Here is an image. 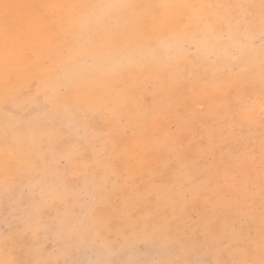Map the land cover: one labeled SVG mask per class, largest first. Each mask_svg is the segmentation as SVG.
Masks as SVG:
<instances>
[{"label": "rangeland", "instance_id": "rangeland-1", "mask_svg": "<svg viewBox=\"0 0 264 264\" xmlns=\"http://www.w3.org/2000/svg\"><path fill=\"white\" fill-rule=\"evenodd\" d=\"M165 1H129L107 67L51 56L34 1L0 0V264H264V0Z\"/></svg>", "mask_w": 264, "mask_h": 264}, {"label": "bare ground", "instance_id": "bare-ground-1", "mask_svg": "<svg viewBox=\"0 0 264 264\" xmlns=\"http://www.w3.org/2000/svg\"><path fill=\"white\" fill-rule=\"evenodd\" d=\"M9 1V0H8ZM23 1V0H22ZM34 1L35 6V12H37L41 17V23L39 26H35V30L38 33L40 37L42 35L46 34H52L53 38L51 36L49 39L50 43H53L54 48H51V56L61 57V59L68 60L69 62H75L79 61L81 59V54L85 53V55L89 54L90 61L93 60V63L98 64L96 62H100L105 66H111L114 64V60L116 56L122 57L123 60H129L130 59V49H128V44L125 42L124 38H122L120 35L115 34L113 37H110V33H112L110 26L112 23H114V20H117L120 14H123L124 16L130 17L132 14V17H134L133 13L131 12V8L129 5L131 3L129 1H133L134 3L142 4L145 0H61V3L53 2L51 0H32ZM152 2H155L157 6H165L166 1L165 0H151ZM188 1V0H187ZM184 0H176L171 4L170 9L176 8L182 9L181 12H184L186 14H190L192 10L188 8L189 3ZM4 2V1H3ZM7 2V1H6ZM19 2V1H18ZM17 2V3H18ZM102 3L100 5V8L98 10L93 9L94 5L96 3ZM8 3V2H7ZM6 3V4H7ZM21 3V2H20ZM109 3V4H108ZM16 4V3H15ZM29 4V3H28ZM106 4L109 6L107 7ZM2 5V2H1ZM27 7V6H26ZM33 7V6H32ZM29 8V6H28ZM33 9V8H32ZM94 10H96L94 12ZM175 10V11H176ZM90 11V13H89ZM174 11V13H175ZM2 12V11H1ZM0 14L4 13L2 12ZM8 17V20L13 18V12L11 9H8L7 11H4ZM34 12V13H35ZM173 12V10H172ZM25 13V12H24ZM77 15L78 19L82 20L85 23L86 26L80 27V30H76V33L74 35L73 42L76 41L75 44H71L69 37H68V31L66 30V20H68V17L71 15ZM2 15V16H3ZM72 15V16H73ZM137 15V14H136ZM20 16V15H19ZM23 16V15H22ZM32 17V16H31ZM35 18V17H34ZM74 18V17H73ZM136 18V16H135ZM142 18V17H141ZM77 19V20H78ZM120 19V18H119ZM140 19V18H139ZM35 20V19H34ZM113 20V21H112ZM129 20V19H128ZM136 20V19H135ZM19 21V19H18ZM37 21V20H36ZM33 19H29L28 16H25L22 18L18 23L14 24L13 28L6 27V30L10 31L8 36L6 37L5 41L7 43H17V46L25 47L26 38H22L21 32L22 30L25 31L27 29L30 30L33 26ZM11 22V21H10ZM120 22V21H119ZM125 22V21H124ZM68 25V24H67ZM135 25H138V23ZM12 26V24H11ZM87 27V28H86ZM32 28V29H34ZM1 29H5V27L1 26ZM113 29V28H112ZM121 30V29H120ZM127 30V29H126ZM167 30V29H166ZM33 31V30H32ZM139 31V30H138ZM14 32V33H13ZM71 32V31H70ZM73 32V31H72ZM5 33V32H4ZM139 33V32H138ZM2 34V33H1ZM123 34V32H122ZM121 34V35H122ZM135 34V33H134ZM140 34V33H139ZM133 35V34H132ZM136 35V34H135ZM3 36V35H2ZM38 36V38H39ZM4 37V36H3ZM30 37V36H29ZM35 37V36H34ZM182 37V35H181ZM32 38V37H31ZM79 38H82L79 39ZM127 38V36H126ZM48 39V38H46ZM3 40V39H2ZM90 40V42H89ZM41 41V40H40ZM44 41V40H43ZM31 42V41H30ZM47 42V41H46ZM63 42V44H61ZM72 42V43H73ZM3 43V42H2ZM15 43V44H16ZM32 44V43H30ZM44 44V43H42ZM11 45V44H10ZM27 45V44H26ZM39 45V44H38ZM66 46V51L62 52L58 49L59 46ZM12 46V45H11ZM89 46H92L94 49H89ZM4 47V46H3ZM9 47V46H5ZM32 47V45H31ZM41 47V46H39ZM44 47V46H42ZM26 48V47H25ZM47 48V47H46ZM61 48V47H60ZM18 49V48H17ZM29 49V48H28ZM44 49V48H43ZM107 50V51H106ZM17 51V50H16ZM36 51V50H35ZM13 52V51H12ZM24 52V50H23ZM39 52V51H38ZM42 52V51H41ZM40 52V54H41ZM45 52V51H43ZM49 52V51H47ZM89 52V53H88ZM2 53V52H1ZM22 53V52H21ZM28 53V52H27ZM37 53V52H36ZM13 54V53H12ZM20 54V53H19ZM22 56V55H21ZM26 56V54H25ZM13 57V55L11 56ZM23 57V56H22ZM39 57V56H38ZM49 57V56H48ZM83 57V56H82ZM5 58V57H4ZM40 58V57H39ZM57 58V57H56ZM25 59V58H24ZM33 59V58H32ZM58 59V58H57ZM88 59V58H87ZM5 60V59H4ZM14 61V60H13ZM58 61V60H57ZM77 61V62H78ZM81 61V60H80ZM16 63V62H14ZM35 63V62H34ZM47 63V62H46ZM67 63V61L65 62ZM6 64V63H5ZM9 64V63H8ZM40 64V62H39ZM56 64V63H55ZM58 61V65H59ZM10 65V64H9ZM8 65V66H9ZM16 66V64H14ZM26 65V64H25ZM41 65V64H40ZM39 65V66H40ZM48 65V64H47ZM81 67H78V71L74 73V77L76 78V81H82V79H86L88 83L92 85L93 82L97 80L95 71V68H89L84 69L85 61L79 63ZM78 65V66H79ZM21 67V65H19ZM24 66V65H23ZM32 66V65H31ZM53 66V65H52ZM62 66V65H61ZM60 66V67H61ZM75 66V65H74ZM88 66V65H87ZM7 67V66H5ZM14 67V66H13ZM34 67V66H33ZM51 67V66H50ZM55 67V66H54ZM53 67V68H54ZM58 67V66H57ZM97 67V66H96ZM8 68V67H7ZM11 69V67H9ZM19 67H17L18 69ZM30 68V67H29ZM64 68V67H63ZM106 68V67H105ZM24 69V68H23ZM66 69V68H65ZM101 69V68H100ZM112 69V68H111ZM15 70V69H14ZM20 70V69H19ZM8 71V70H7ZM13 71V70H12ZM27 71V70H26ZM32 71V70H31ZM34 71V70H33ZM39 71V70H38ZM54 71V70H52ZM69 71V70H68ZM82 71H84V75H82ZM14 72V71H13ZM64 72V71H63ZM4 73V72H3ZM26 74L27 72H23ZM37 73V72H36ZM35 73V74H36ZM58 73V72H55ZM62 73V72H60ZM65 73V72H64ZM115 73V72H114ZM7 74V73H6ZM30 74V73H29ZM53 74V73H52ZM66 74V73H65ZM9 75V74H8ZM48 75V74H46ZM72 75V74H71ZM116 75V74H115ZM21 76V75H20ZM23 76V74H22ZM53 76V75H51ZM50 76V77H51ZM63 76V74L61 75ZM4 76H1V78ZM46 77V76H45ZM57 77V76H56ZM60 77V74H59ZM18 78V77H17ZM71 78V77H70ZM46 79V78H45ZM99 79V78H98ZM55 80V79H54ZM85 80V81H86ZM114 80V79H113ZM112 80V81H113ZM8 81V80H7ZM29 81V80H28ZM51 81V79L49 80ZM68 81V80H67ZM17 82V81H16ZM85 82V83H87ZM55 83V82H54ZM57 83V81H56ZM55 83V84H56ZM26 84V83H25ZM59 84V83H58ZM96 84V83H95ZM7 85V84H6ZM9 85V83H8ZM17 85V84H16ZM28 85V84H27ZM2 86V85H1ZM4 87V86H2ZM9 87V86H8ZM13 87V86H12ZM79 87H84L80 85ZM87 87V86H85ZM91 87V86H89ZM5 88V87H4ZM8 89V88H7ZM6 89V90H7ZM84 89V88H83ZM87 89V88H86ZM89 89V88H88ZM90 91V90H89ZM8 92V91H7ZM94 92V91H92ZM13 93V92H12ZM3 95V94H2ZM91 95V94H90ZM88 97V96H87ZM89 98V97H88ZM92 98V97H91ZM108 98V97H107ZM111 99V97H110ZM109 99V100H110ZM108 100V101H109ZM3 101V100H2ZM111 101V100H110ZM9 161V160H8ZM12 163V162H11ZM12 166V165H11ZM10 166V167H11ZM1 169V168H0Z\"/></svg>", "mask_w": 264, "mask_h": 264}, {"label": "snow or ice", "instance_id": "snow-or-ice-1", "mask_svg": "<svg viewBox=\"0 0 264 264\" xmlns=\"http://www.w3.org/2000/svg\"><path fill=\"white\" fill-rule=\"evenodd\" d=\"M237 103L240 107L236 111H229L228 118L233 121L234 124H244L248 120L247 110L244 107V102L242 100H238ZM262 113H264V105H262ZM259 247L262 252H264V209H262L261 213V232L259 238Z\"/></svg>", "mask_w": 264, "mask_h": 264}]
</instances>
